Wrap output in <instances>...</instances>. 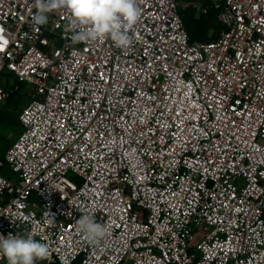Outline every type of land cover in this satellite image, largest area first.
I'll return each instance as SVG.
<instances>
[{"label": "built area", "instance_id": "2783aa9c", "mask_svg": "<svg viewBox=\"0 0 264 264\" xmlns=\"http://www.w3.org/2000/svg\"><path fill=\"white\" fill-rule=\"evenodd\" d=\"M207 2L218 39L191 41L193 1L136 0L120 49L74 42L64 9L37 25L33 0H0V110L29 97L0 154V235L46 242L36 264H264V0Z\"/></svg>", "mask_w": 264, "mask_h": 264}, {"label": "clouds", "instance_id": "9594fccd", "mask_svg": "<svg viewBox=\"0 0 264 264\" xmlns=\"http://www.w3.org/2000/svg\"><path fill=\"white\" fill-rule=\"evenodd\" d=\"M37 25L48 22V13L64 9L71 17L66 32H71L74 42H103L110 39L115 47L127 49L131 45L130 31L137 24L141 12L136 0H33ZM0 32H3L0 29ZM7 39L0 35V48L7 46ZM76 227L92 245H99L107 234L106 228L89 215H82ZM49 246L31 234L0 235V255L8 264H36L49 257Z\"/></svg>", "mask_w": 264, "mask_h": 264}, {"label": "trees", "instance_id": "16d2710c", "mask_svg": "<svg viewBox=\"0 0 264 264\" xmlns=\"http://www.w3.org/2000/svg\"><path fill=\"white\" fill-rule=\"evenodd\" d=\"M197 4L190 5L181 10V15L185 27L190 35L192 42H208L219 38L221 31L225 28L224 24L219 20L217 10L207 0H189ZM209 6L207 13L201 10L205 6ZM10 82V81H9ZM7 88L12 89L17 85H10ZM26 94V85H20L19 90H15L11 97L7 100L4 107L0 110V154H4L13 142H9L4 135L7 129H21L22 124L19 120V114L16 111L22 107L24 95ZM22 132V131H21Z\"/></svg>", "mask_w": 264, "mask_h": 264}, {"label": "rangeland", "instance_id": "374dc122", "mask_svg": "<svg viewBox=\"0 0 264 264\" xmlns=\"http://www.w3.org/2000/svg\"><path fill=\"white\" fill-rule=\"evenodd\" d=\"M24 96L25 97L23 99L22 107L16 111V114H19V112L22 111L23 107L29 102V97H28L27 93ZM21 131H22L21 129H7L4 133V135L6 136L8 141L11 143V142H14L17 140Z\"/></svg>", "mask_w": 264, "mask_h": 264}, {"label": "snow or ice", "instance_id": "6c2138e0", "mask_svg": "<svg viewBox=\"0 0 264 264\" xmlns=\"http://www.w3.org/2000/svg\"><path fill=\"white\" fill-rule=\"evenodd\" d=\"M0 50H3L2 48H0Z\"/></svg>", "mask_w": 264, "mask_h": 264}]
</instances>
